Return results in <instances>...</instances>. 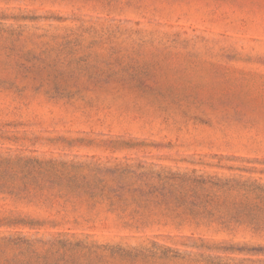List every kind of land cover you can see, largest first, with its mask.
I'll list each match as a JSON object with an SVG mask.
<instances>
[{
    "label": "rangeland",
    "instance_id": "374dc122",
    "mask_svg": "<svg viewBox=\"0 0 264 264\" xmlns=\"http://www.w3.org/2000/svg\"><path fill=\"white\" fill-rule=\"evenodd\" d=\"M0 156L233 178L254 201L264 0H0ZM146 216L83 205L29 236L75 234V264H264V221Z\"/></svg>",
    "mask_w": 264,
    "mask_h": 264
},
{
    "label": "trees",
    "instance_id": "16d2710c",
    "mask_svg": "<svg viewBox=\"0 0 264 264\" xmlns=\"http://www.w3.org/2000/svg\"><path fill=\"white\" fill-rule=\"evenodd\" d=\"M247 187L238 179L155 172L142 164L109 169L74 160L0 156V229L8 230L0 231V264H75L78 250L92 245L74 242L66 236L76 235L66 232L47 240L29 235L65 227L69 214L83 205L118 212L128 221L147 220V213L172 221H264V193L253 201ZM72 222L78 224L77 218Z\"/></svg>",
    "mask_w": 264,
    "mask_h": 264
}]
</instances>
